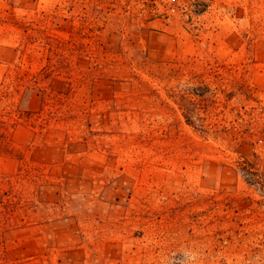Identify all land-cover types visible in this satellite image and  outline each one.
<instances>
[{
    "label": "rangeland",
    "instance_id": "obj_1",
    "mask_svg": "<svg viewBox=\"0 0 264 264\" xmlns=\"http://www.w3.org/2000/svg\"><path fill=\"white\" fill-rule=\"evenodd\" d=\"M12 105L0 264H223L197 219L264 164V0H0Z\"/></svg>",
    "mask_w": 264,
    "mask_h": 264
},
{
    "label": "built area",
    "instance_id": "obj_2",
    "mask_svg": "<svg viewBox=\"0 0 264 264\" xmlns=\"http://www.w3.org/2000/svg\"><path fill=\"white\" fill-rule=\"evenodd\" d=\"M255 140V152L264 162V135ZM256 172L257 181L251 192L242 199L243 204H231L224 198L214 204L219 195L211 194L205 214L198 222L207 220V228L214 240L211 246L215 259L223 264H264V164L248 167Z\"/></svg>",
    "mask_w": 264,
    "mask_h": 264
},
{
    "label": "trees",
    "instance_id": "obj_3",
    "mask_svg": "<svg viewBox=\"0 0 264 264\" xmlns=\"http://www.w3.org/2000/svg\"><path fill=\"white\" fill-rule=\"evenodd\" d=\"M22 112L14 108V106H9V109L0 110V152H10V132L14 129L19 118H22ZM16 122V123H15ZM6 183L8 187H6ZM14 186L11 182H6L5 180L0 179V216L2 213L8 217V220H11L12 207L13 204V191ZM4 211H1V209Z\"/></svg>",
    "mask_w": 264,
    "mask_h": 264
}]
</instances>
